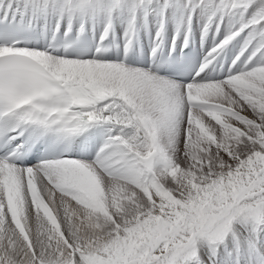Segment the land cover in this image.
I'll list each match as a JSON object with an SVG mask.
<instances>
[{
    "label": "snow or ice",
    "instance_id": "1",
    "mask_svg": "<svg viewBox=\"0 0 264 264\" xmlns=\"http://www.w3.org/2000/svg\"><path fill=\"white\" fill-rule=\"evenodd\" d=\"M0 264H264V0H0Z\"/></svg>",
    "mask_w": 264,
    "mask_h": 264
}]
</instances>
